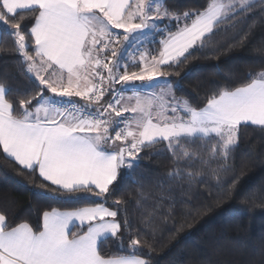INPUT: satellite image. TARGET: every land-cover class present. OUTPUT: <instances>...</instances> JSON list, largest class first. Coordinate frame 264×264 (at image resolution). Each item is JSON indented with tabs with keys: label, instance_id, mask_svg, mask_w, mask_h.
Here are the masks:
<instances>
[{
	"label": "snow or ice",
	"instance_id": "1",
	"mask_svg": "<svg viewBox=\"0 0 264 264\" xmlns=\"http://www.w3.org/2000/svg\"><path fill=\"white\" fill-rule=\"evenodd\" d=\"M255 3L208 0L203 11L173 14L165 0H0V39L3 33L13 38L25 75L39 89L17 100L0 85V150L21 170L38 173L40 186L53 193L103 198L91 207L45 211L36 228L28 222L10 227L0 213V264H147L135 255L105 258L100 252L107 239L120 246L125 232L131 237L127 217L117 219L121 202L114 201L116 210L105 206L121 169L131 175L140 152L160 143L166 149L154 154L166 150L178 165L168 174L172 181L195 179L179 167L182 157L186 167L194 159L183 150L185 144L215 139L213 155L226 160L242 125L264 129V70L250 73L248 82L234 89L217 86L201 108L173 96L154 113L151 99L145 103L139 95L130 96L135 105H122V94L153 87L171 91V81L158 83L166 75L161 66L178 65L191 49L204 47L218 25ZM20 12L36 13L26 31L24 18L16 19ZM164 20L176 24L166 36L159 29ZM153 33L165 36L158 56H149L144 47L156 42L147 38ZM133 67L139 70L130 71ZM106 95L111 98L105 100ZM75 227L82 234L72 232ZM140 243L129 240L133 252Z\"/></svg>",
	"mask_w": 264,
	"mask_h": 264
},
{
	"label": "trees",
	"instance_id": "2",
	"mask_svg": "<svg viewBox=\"0 0 264 264\" xmlns=\"http://www.w3.org/2000/svg\"><path fill=\"white\" fill-rule=\"evenodd\" d=\"M173 14L203 11L208 0H165ZM36 13L17 14L24 18L22 28H30ZM160 22L164 29V23ZM173 31V30H172ZM215 35L204 47L190 50L186 59L161 70L174 85L177 97L188 100L193 107L206 105L207 98L217 86L235 88L248 82L250 73L264 70V3L256 0L247 12L227 20L214 29ZM3 32V25H0ZM167 32V31H166ZM158 35L151 45L159 50ZM122 44V43H121ZM121 45L117 46L120 47ZM21 57L15 51L13 38L3 33L0 39V85L10 88L9 99L34 96L39 90L24 73ZM42 87V86H41ZM50 95V93H46ZM109 96H105L108 100ZM71 99L84 103L76 97ZM17 115L20 110L17 108ZM237 146L225 160L222 154L213 155L215 139L185 144L193 154L190 167L181 158L179 167L191 171L195 179L172 181L168 174L177 163L165 143L140 152L139 166L129 175L124 170L105 206L115 209L121 202L120 220L130 221L131 237L125 232L122 245L107 239L100 245L105 258L135 255L147 264H264V129L242 125ZM226 169V170H225ZM38 173L14 161L5 159L0 150V213L10 227L28 222L36 228L42 224V214L55 208L73 211L95 206L103 198L90 194L76 199L53 193L41 187ZM48 183V182H43ZM54 187V186H53ZM72 232L82 234L81 229ZM130 238L141 241L133 252Z\"/></svg>",
	"mask_w": 264,
	"mask_h": 264
},
{
	"label": "rangeland",
	"instance_id": "3",
	"mask_svg": "<svg viewBox=\"0 0 264 264\" xmlns=\"http://www.w3.org/2000/svg\"><path fill=\"white\" fill-rule=\"evenodd\" d=\"M191 21H189L190 23ZM183 24V21H181V25ZM161 28V27H160ZM170 28L171 30H173V32L176 30V24L174 22H165L164 23V30L166 31V29ZM167 35V34H166ZM149 37V36H148ZM123 44V42H122ZM120 44V45H122ZM145 50L148 52L149 56H152L150 54V52L152 53H155L156 54V47H153V45H149V44H145ZM155 56V55H153ZM162 67V66H161ZM130 71H138L139 68L138 67H133V68H130L129 69ZM166 77H162L160 78V80L158 81V83H160L162 85V82L163 80L165 79ZM167 79V78H166ZM168 80V79H167ZM139 83V82H137ZM115 87L118 89L120 88V85L117 84L115 85ZM136 95H139L142 102H147L149 99L152 100V103L154 105V113H155V110L158 109L162 104L164 106H167L171 101H172V97L174 96L175 98L177 99H180V100H186L184 98H181V97H177L176 94H175V90H174V87L171 91H169L167 88L165 87H153L151 89H143L141 90L140 92H125L123 93V101L121 100V104L122 105H135V99H129L130 96H136ZM156 95V96H154ZM111 98V97H110ZM157 98H159V100H157ZM113 117H114V113L112 114ZM125 117H131L132 115L134 114H131V113H124L123 114ZM115 118V117H114ZM118 119V118H117ZM124 170V169H123ZM124 173L125 174H128L125 170H124Z\"/></svg>",
	"mask_w": 264,
	"mask_h": 264
},
{
	"label": "crops",
	"instance_id": "4",
	"mask_svg": "<svg viewBox=\"0 0 264 264\" xmlns=\"http://www.w3.org/2000/svg\"><path fill=\"white\" fill-rule=\"evenodd\" d=\"M133 2H134V0H133ZM161 27V28H160ZM159 29L160 30H163L164 32H165V36H166V34H167V29H166V31L163 29V27H162V25L159 23ZM114 31H116V32H122V30H114ZM157 36H158V34H155V33H153V35L152 36H149V37H147L149 40H151V39H155V38H157ZM165 38V37H164ZM124 45L122 44L120 47H118V49L119 48H121V47H123ZM153 47H156V46H153ZM161 49H162V44H160V46H159V50H158V52L155 54V53H152V52H150V54L153 56V55H155V56H158L159 55V52L161 51ZM156 51H157V48H156ZM154 96H156V95H154ZM77 99H80V98H78V97H76ZM157 100H159V98H157ZM123 101V100H122ZM63 212V211H62ZM74 229H77V230H79L80 229V227H75V228H72V231L74 230ZM141 259V258H140Z\"/></svg>",
	"mask_w": 264,
	"mask_h": 264
},
{
	"label": "built area",
	"instance_id": "5",
	"mask_svg": "<svg viewBox=\"0 0 264 264\" xmlns=\"http://www.w3.org/2000/svg\"><path fill=\"white\" fill-rule=\"evenodd\" d=\"M118 89H119V88H118ZM125 92H130V91H129V90H127V89H125L123 93H125ZM117 95H118V96H120V95H121V93H119V92H118V93H117ZM122 95H123V94H122ZM108 99H110V96H109V98H108ZM80 104H83V103H80ZM118 143H119V142H118Z\"/></svg>",
	"mask_w": 264,
	"mask_h": 264
}]
</instances>
